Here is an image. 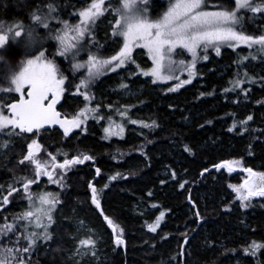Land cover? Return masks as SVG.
Masks as SVG:
<instances>
[{"label":"trees","instance_id":"16d2710c","mask_svg":"<svg viewBox=\"0 0 264 264\" xmlns=\"http://www.w3.org/2000/svg\"><path fill=\"white\" fill-rule=\"evenodd\" d=\"M46 2L51 0H0V20L26 22L29 11ZM54 2L60 7L58 13L64 17L87 6L82 0ZM220 2L222 0H209V9ZM168 3L169 0H153L150 16L160 15ZM251 16L249 12L245 17V30L249 34H264V25L258 30L250 24ZM71 23H76V20ZM95 39L102 47L93 45L91 50L102 56L115 54L121 46L116 39L108 38L100 21L95 27ZM249 52L244 46L235 50L223 46L221 55L217 56L213 50L208 53L207 61L198 64L197 76L192 83L178 92L166 91L176 81L152 84L150 96L145 93L137 100L136 108L143 106V111L136 113L133 106L129 110L132 119L149 124L155 121L156 125L151 128L132 125L116 114L115 109L124 111L126 104L118 100V95L103 96L99 90L115 72L100 76L91 87L95 99L90 106L100 105L101 115L111 114L113 120L124 123L123 138L113 136L104 139L103 128L108 125L107 119L99 122L89 119L87 131L78 130L70 138L52 133L41 135L44 149L40 154L44 159H50L47 152H52L67 153L69 158L81 153L89 154L94 160L73 166L72 172L65 177L63 188L49 183L47 178L39 183L40 187L43 186L40 191L46 188L59 193L62 203L53 214L55 223L49 229L52 240L38 241L36 250L30 254L32 264H245V261L264 264V256L258 253L253 257L243 251L248 242H264V199H254L250 207L241 208L236 197H232L233 192L229 199L222 197L221 193L229 188V184H240L241 181L238 175H222L214 167L225 160H242L245 167L264 171V59L249 58L238 65L237 61L248 56ZM178 57L190 60L186 51ZM86 58L87 52H82L78 59ZM60 59L63 70L70 81H74L67 91L68 95H73L81 73L73 75L69 61ZM214 61L227 67L224 74L220 75L212 65ZM245 70L248 77L243 75ZM252 77L254 82L242 85L247 90L246 95L239 88L224 91L232 87L230 81H247ZM237 98H243L247 105L240 106ZM109 104L112 109L108 108ZM83 106L81 96L70 108L71 115ZM185 113L191 117L190 124V117L186 120L187 125L183 124ZM248 115L253 120L241 125L239 122ZM234 121L237 128L230 132L228 129ZM93 123L95 128L91 127ZM245 127L247 131H243ZM27 142L17 138L8 149H0V185L5 188L9 184L21 187L16 184V179L32 175L25 166L18 164ZM186 146L191 153L185 151ZM59 158L63 160L64 156L57 155ZM97 167L101 170L99 176L95 172ZM172 172L176 173L175 179ZM116 173L121 176L111 180L110 177ZM184 181L187 183L180 188L179 184ZM89 183L100 192L105 214L123 229L124 244H115V234L91 203ZM14 198L12 208L0 215V223H3L4 216L11 222L13 215L27 208V200L22 195ZM160 212L165 213L164 219L156 232L149 231L148 224L154 223ZM239 218L242 224L238 225ZM79 220L105 235V243H96V249L105 256L97 259V263L92 258L81 261L69 258L79 247L74 231ZM221 238L228 239L222 243Z\"/></svg>","mask_w":264,"mask_h":264},{"label":"snow or ice","instance_id":"6c2138e0","mask_svg":"<svg viewBox=\"0 0 264 264\" xmlns=\"http://www.w3.org/2000/svg\"><path fill=\"white\" fill-rule=\"evenodd\" d=\"M148 5L149 0H89L87 6L75 13L78 21L71 23L67 19H61L54 0H51L30 10L29 22L15 20L9 23L0 20V136L5 137L3 143H0V149H8L17 138L28 141L18 164L32 173L14 178L16 184L21 185L22 197L27 200L28 206L21 213L13 215L11 222L7 216L2 218L0 264H32L30 254L36 250L38 241L52 240L49 229L55 223L53 213L62 203L60 195L52 191L36 192L32 190V186L39 185L41 177H47L49 183L63 188L65 177L73 166L94 160L93 156L83 153L69 158L67 153L47 152L50 159L40 157L44 149L41 135L48 131L47 126L59 125L63 136L69 138L76 129L86 132L89 119L97 122L107 119L108 125L103 128L104 139L113 136L123 138L124 123L113 120L111 114L101 115L100 105L90 106L95 99L91 87L100 76L133 64L138 73L131 74L151 77L152 84L176 81L166 89L171 93L192 83L197 76L198 61L209 59V48L214 49L217 56L221 55L222 46L233 50L241 46L248 48L249 55L237 61L238 65L249 58L264 59V34H249L244 28V20L249 12L252 13L250 18L264 15V0H234V4L233 0H222L213 4L211 10L209 0H169L166 9L155 18L149 15ZM105 13L114 17L111 21V36L121 44L119 50L110 56H102L91 50L93 45L102 47L95 39V27ZM49 41L55 43H48ZM136 48L146 50L152 62L150 68H143L136 62L133 57ZM185 51L191 56L190 61L176 59ZM82 52H87L86 59H78ZM60 58L69 61L73 75L81 73L73 95L82 96L84 106L73 115H62L57 110L65 92L74 83L63 70ZM185 72L187 78L181 79ZM243 75L249 76L246 70ZM254 79H235L230 81L232 87L225 88L224 91L239 88L246 95L247 90L242 85L245 82L252 83ZM128 87L126 83L120 84L122 89ZM131 107L124 105V111L117 108L116 114L122 120L126 119L127 123L140 125L142 128L156 125L155 121L149 124L132 119L129 116ZM108 108L112 109L113 106L109 104ZM252 120L253 117L248 115L239 123L247 125ZM236 128L237 123L234 121L228 130L231 132ZM247 130V127L243 129ZM185 151L191 153L187 146ZM57 155L64 156L62 162L58 161ZM214 167L217 170L227 169L229 173L239 168L246 173L242 183L229 184L241 208L250 207L255 197L264 198V171L245 167L242 160H225ZM95 172L99 176L100 168L97 167ZM118 176L121 174L116 173L110 179L114 181ZM172 177L176 178L175 172H172ZM185 183L187 181L180 183L179 187L184 188ZM88 187L91 190V203L115 234V244H124L123 229L105 214L100 192L92 183ZM20 190L15 184H9L6 188L0 185V212L12 203L10 197ZM196 215L199 216V212ZM164 216L165 213L160 212L155 222L148 224L149 231L156 232ZM78 243L80 248L91 250L92 255H95L96 240L92 236L81 239ZM80 248L77 249V254H80ZM243 251L253 257L258 253L264 256V242L253 240Z\"/></svg>","mask_w":264,"mask_h":264},{"label":"rangeland","instance_id":"374dc122","mask_svg":"<svg viewBox=\"0 0 264 264\" xmlns=\"http://www.w3.org/2000/svg\"><path fill=\"white\" fill-rule=\"evenodd\" d=\"M82 1L85 2V5H87L88 2H89V0H82ZM152 1L153 0H149V5H148V7H149V15H152V10H150L151 5H152ZM75 13H76V11L71 12V14H68L67 17H64L63 15H61L60 12L58 13V15L61 17V19H67V18L71 17L70 18L71 20L69 22H73L75 20L77 22L79 18H78V16ZM107 16L101 17L99 21L101 22L103 27L106 28V35L108 36V38L114 39L111 36V28H112L111 21L114 20V17L112 15H109V14ZM99 21H97V23ZM26 22H29L28 19L26 20ZM53 22H55V21H53ZM249 22L256 29L260 30L261 26L264 25V15H256L255 18H250L249 17ZM48 43H52V42L49 41ZM221 48H223V46ZM213 50L214 49L209 48L208 52H207V55H208V53L212 52ZM188 56L190 57V60H191V56L189 54H188ZM133 57L136 59V62L141 65V67H143V68H150L151 67L152 62L148 58V56L146 54V50L141 49V48L134 49ZM176 59H180V57H176ZM203 61H204L203 59H200L198 61V63H197V66H198L199 63H201ZM212 65L213 66L215 65V68H216V70H218L220 72V75H222V74H224L226 72V68L227 67L225 65H223V64H215V61H214V63ZM133 72L138 73V70L136 69L135 65H133V64H128L126 67L122 68L121 71H119V69H118V71L115 72L113 78H111L108 82H104V86H102L99 90H100V94L103 95V96H109L110 97V96H113V95H118L117 96L118 100H120L122 103H124L126 105L133 106L134 107L133 111L138 113V112H142L143 111L142 109L144 107L142 106L141 108L140 107L136 108L137 107L136 105H138L137 100H139V97L141 95L145 94V93L148 94V95H150L152 93V89H150L151 88L150 86H152V83H151V77H145V76L139 75V74L132 75L131 73H133ZM177 74L179 75V73H177ZM185 78H187V73L186 72L181 76V79H185ZM171 82H174V81H169L167 83H171ZM121 83H126V84L129 85V87L127 89H122V88H120V84ZM163 84H166V83H163ZM237 99H238V101L240 103V106H244L245 107V105H247L246 102H244L243 98H237ZM189 117H190V115L188 113L184 114V116H183V122H184L183 124L184 125H187L186 124V120H189ZM190 123H191V117H190V120H189L188 124H190ZM94 125H95V123H93L91 125V127L95 128L96 125L95 126ZM0 140H2V138H0ZM40 157L44 158L43 155H41V154H40ZM58 161L62 162L63 160H61V158H59ZM75 171L76 170H74V172ZM255 171H258V170H255ZM71 172H72V169L67 173V175L70 174ZM220 172L222 173V175L223 174L224 175L225 174H234L235 176L238 175V179H239V181H241V183L243 182V179L246 176V173L240 171L239 168H237L232 173H229L227 171V169H223L222 168V169H220ZM167 174L168 173L164 172V175L168 176ZM35 186H37V185H35ZM42 187H40L38 185L37 188H36L33 185L32 186V190L34 191V189L36 188L35 191L39 192L42 189ZM17 188L21 189L20 192L14 193L13 197H11V198H14L16 195H22L23 194L22 187H17ZM43 191H48V190L46 188H44ZM232 192H233L232 189L229 187V188H226V191H223V193H221V195H222V197H225V198L229 199L232 196ZM232 197L233 198L236 197V194L234 193V196H232ZM254 199L258 200V199H264V198L255 197L252 200H254ZM25 204H26L25 207H27L28 206V202L25 203ZM237 220L239 221V222H237V224L239 225V223H241L240 222V218L237 219ZM241 220H243V219H241ZM40 231H42V230H40ZM74 231H75V235H76V239H77V245L79 246L78 248H80V245L78 243L79 240L84 239V238H86L88 236H92V238L96 240V243L97 242H99L101 244L105 243V237H104L105 235H104V233L102 231H95L94 229H92L88 225V223L84 222L83 220H79V221H77L75 223V230ZM226 240L222 239L221 242L224 243ZM250 243L248 242V244H250ZM223 246L224 245L222 244V247ZM104 257H105L104 254L99 252L96 248H95V255H92V251L91 250H86L84 248H80V254H77V250L75 249L70 254L69 258L71 260H75V261H81L82 259L92 258V260L97 263L99 259H103ZM235 264H241V263L240 262H236ZM245 264H250V263H247L245 261Z\"/></svg>","mask_w":264,"mask_h":264},{"label":"flooded vegetation","instance_id":"af4514ba","mask_svg":"<svg viewBox=\"0 0 264 264\" xmlns=\"http://www.w3.org/2000/svg\"><path fill=\"white\" fill-rule=\"evenodd\" d=\"M57 6V5H56ZM57 8H60L59 6H57ZM29 17V16H28ZM28 17L26 19H28ZM3 21H6V22H13V21H9L7 19H3ZM22 52V50H20ZM79 95H68L67 94V91L65 92V95H64V98L61 100V103L57 105V110L61 112L62 115L64 114H68V115H71V110L70 108H73L77 102V100L79 99ZM48 127V131L46 132H43L42 135L44 133L46 134H59L60 136L62 135L63 136V130L59 128V125H54V126H47ZM76 132V130L73 131V133L70 135V137ZM69 137V138H70ZM0 138H2V141L4 140L5 137L3 136H0ZM45 178L47 177H44V179H40V183H42V180H45ZM13 198L10 197V200H12ZM12 202L14 203V201L12 200ZM13 203H10L6 209L2 212H0V215L3 214V213H6L7 211H9V209L12 208V205ZM10 214V213H9Z\"/></svg>","mask_w":264,"mask_h":264},{"label":"bare ground","instance_id":"6f19581e","mask_svg":"<svg viewBox=\"0 0 264 264\" xmlns=\"http://www.w3.org/2000/svg\"><path fill=\"white\" fill-rule=\"evenodd\" d=\"M150 96V95H149Z\"/></svg>","mask_w":264,"mask_h":264}]
</instances>
